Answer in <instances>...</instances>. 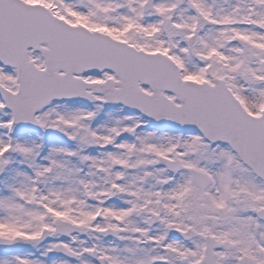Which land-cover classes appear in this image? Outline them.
Returning a JSON list of instances; mask_svg holds the SVG:
<instances>
[{
    "label": "snow or ice",
    "instance_id": "6c2138e0",
    "mask_svg": "<svg viewBox=\"0 0 264 264\" xmlns=\"http://www.w3.org/2000/svg\"><path fill=\"white\" fill-rule=\"evenodd\" d=\"M0 264H264V0H0Z\"/></svg>",
    "mask_w": 264,
    "mask_h": 264
}]
</instances>
